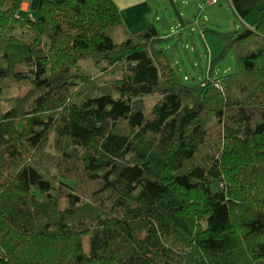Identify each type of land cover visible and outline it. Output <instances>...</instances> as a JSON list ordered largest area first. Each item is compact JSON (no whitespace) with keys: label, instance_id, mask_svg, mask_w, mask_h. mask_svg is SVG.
<instances>
[{"label":"trees","instance_id":"obj_1","mask_svg":"<svg viewBox=\"0 0 264 264\" xmlns=\"http://www.w3.org/2000/svg\"><path fill=\"white\" fill-rule=\"evenodd\" d=\"M23 3L0 0V264H264V15L191 85L113 0Z\"/></svg>","mask_w":264,"mask_h":264},{"label":"rangeland","instance_id":"obj_2","mask_svg":"<svg viewBox=\"0 0 264 264\" xmlns=\"http://www.w3.org/2000/svg\"><path fill=\"white\" fill-rule=\"evenodd\" d=\"M180 7L187 14V17L191 16L193 13L201 12L202 19H204L201 20L200 23L194 24L195 30H188V32H185V38L180 39L176 36H169L166 39L163 38L158 45L159 48H163L168 53L169 58L181 78L184 80L186 79L185 76H187L188 79L185 80L186 83L197 85L208 77V58L205 56L206 49L210 51L213 60L219 58L218 62H216V69L213 73L214 76L222 75L227 72H237L239 70L237 53L234 49L225 51L221 33L235 30L238 24L242 25L245 22L238 18L234 10L229 8L224 0L213 5L203 4L200 7L196 0H188L186 4H181L180 2ZM263 15L264 11L260 17ZM38 17L39 13L34 15V18ZM215 18H221L222 21H219V23L214 22ZM155 23L161 32H168L170 30H165L163 24L159 21ZM204 23L205 26H203ZM201 28L206 30L204 32L205 39L200 36ZM187 44L188 47L186 46ZM169 46L171 48L174 47V50ZM199 52L203 54L201 58H199ZM221 55L223 56L221 57ZM226 68L228 70L225 72ZM19 92L20 87L18 88L13 85V82H10L3 99L4 102L9 104L10 99L19 94Z\"/></svg>","mask_w":264,"mask_h":264},{"label":"crops","instance_id":"obj_3","mask_svg":"<svg viewBox=\"0 0 264 264\" xmlns=\"http://www.w3.org/2000/svg\"><path fill=\"white\" fill-rule=\"evenodd\" d=\"M119 6L125 24L131 32H139L149 25H156V21L163 24V28L170 29L168 32H161L162 38L166 39L169 36H176L178 38H185L184 33L188 30H195L194 24L200 23L202 19L201 12L193 13L191 16L181 9V4L188 3V0H113ZM222 1V0H221ZM229 8L234 10L238 18L243 23L237 26L236 29L243 25H251L256 19L259 18L261 8L264 6V0H224ZM198 6L203 4V0H196ZM41 0H24L22 6L23 15H31L39 13ZM207 21V20H205ZM222 21L221 18H215L214 22ZM233 23V22H232ZM237 23V22H236ZM235 24V22H234ZM205 26V23L203 24ZM158 28V26H157ZM159 29V28H158ZM201 38L205 39V29H200ZM188 47V44L186 45ZM170 47V46H169ZM171 48V47H170ZM174 50V47L171 48ZM199 58L203 55L199 52ZM205 56L208 58L207 72L209 74L213 71V59L211 53L206 49ZM216 69V68H215ZM228 69H225V72Z\"/></svg>","mask_w":264,"mask_h":264},{"label":"built area","instance_id":"obj_4","mask_svg":"<svg viewBox=\"0 0 264 264\" xmlns=\"http://www.w3.org/2000/svg\"><path fill=\"white\" fill-rule=\"evenodd\" d=\"M221 0H203V4H209V5H213V4H217V3H219ZM202 4V5H203ZM197 23H198V21H197ZM211 74V73H210ZM185 78L186 79H188V77L187 76H185ZM185 79V80H186Z\"/></svg>","mask_w":264,"mask_h":264}]
</instances>
